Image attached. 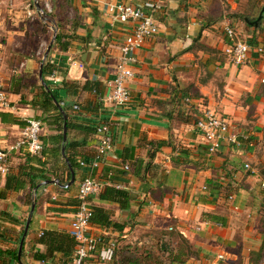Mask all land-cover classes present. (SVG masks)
<instances>
[{"label": "crops", "instance_id": "1", "mask_svg": "<svg viewBox=\"0 0 264 264\" xmlns=\"http://www.w3.org/2000/svg\"><path fill=\"white\" fill-rule=\"evenodd\" d=\"M153 1L0 0V81L9 103V109L0 108V150L19 139L23 120L30 118L40 122L44 143L35 156L11 151L8 173L0 177V264H63L70 259L73 251L67 257L34 256L46 253L40 240L49 243V234L72 239L77 185L85 177L101 186L87 198L89 207L122 226L90 223L87 233L100 238L95 257L110 245L161 243L159 237L169 228L193 252L182 264H206L216 255H222V264H251L249 252L264 248L255 216L264 210V190L258 186L264 180V0H164L152 13L157 33L135 52L126 82L128 101L113 107L106 100L108 86L119 45L133 24L113 19L106 7ZM45 7L50 26L38 16ZM259 14L256 25L246 23ZM225 26L249 45L243 65H233L222 52ZM46 32L52 46L42 61ZM43 62L42 82L76 118V129L65 133L66 153L76 163L68 175L57 133L44 122L51 123L53 113L39 106ZM205 111L226 121V136L237 145L222 142L215 152H207L195 128ZM89 121L108 126L111 151L100 159L98 136L84 131ZM76 142L80 145L72 147ZM32 168L43 171L46 181L29 190L25 174ZM19 180L22 186L15 190ZM67 180L68 188H63ZM106 187L124 190L128 207L99 201ZM31 196L35 203L29 214ZM95 257L93 263L109 264Z\"/></svg>", "mask_w": 264, "mask_h": 264}, {"label": "built area", "instance_id": "2", "mask_svg": "<svg viewBox=\"0 0 264 264\" xmlns=\"http://www.w3.org/2000/svg\"><path fill=\"white\" fill-rule=\"evenodd\" d=\"M164 0L153 2H144L142 6H132L123 4H108L107 12L122 23L133 24L131 31L122 39L118 51L119 55L114 65V73L109 83V94L106 97L108 103L113 107H119L127 103L129 95L126 88V82L132 77V66L136 62L135 52L143 45L145 40L157 33L152 13L159 10ZM39 16L43 11L38 12ZM224 46L223 54L235 66L243 65L246 61L249 45L237 39L235 32L229 26L223 28ZM261 52V49H257ZM0 108L9 109L5 92L0 81ZM73 109H77L73 106ZM20 132L19 139L7 150H0V177L8 173L7 159L11 151L22 150L28 155H39L42 151V143L39 139L41 124L35 119H25ZM195 128L201 135L207 145V152H215L222 142L230 145H237V141L232 136H226L227 123L218 114L205 111L196 120ZM95 134L98 136L96 146V159L106 156L111 151V140L108 135V126L106 123H100L95 128ZM81 164V163H80ZM96 166V161L91 163V167ZM248 169V165L243 166ZM264 168V166H263ZM259 188L264 190V180L259 181ZM63 188H66L64 185ZM101 188L100 183L90 177L83 178L77 185L76 199L78 205L72 215L69 224V235L73 238L75 246L69 260L63 264H96L91 261L95 257V251L100 243V238L93 237L87 233L90 226L91 209L87 203V198L97 194ZM171 229L169 228L168 231ZM112 245L105 247L97 253L98 263L109 262L112 255ZM261 261L258 264H264V250L261 253ZM222 255H216L215 258L206 264H222ZM191 264H198L197 262Z\"/></svg>", "mask_w": 264, "mask_h": 264}, {"label": "trees", "instance_id": "3", "mask_svg": "<svg viewBox=\"0 0 264 264\" xmlns=\"http://www.w3.org/2000/svg\"><path fill=\"white\" fill-rule=\"evenodd\" d=\"M39 17L41 18V21L43 22V24L46 26H50V23H52L50 16L44 11H43V15ZM56 40H57V34H55L53 42H56ZM44 69H45V62H43V65L41 67V73H44ZM43 83H44V87H40L41 93L43 94V100L39 104V106L43 108L44 112L53 113V115H51L52 117L51 123H47L46 120L44 122L47 124V126L54 127L53 129L57 133L56 137L59 141L60 148L63 149L62 158L64 162L66 163V173L68 175L70 174L68 167L71 169V172H72L74 168L76 167V163L73 157L66 153L67 145H66V141L64 143L62 141V130H63V127L65 128V133H68L71 130H75L76 129V123H75L76 118L73 116H69L67 114V109L59 105L50 87L46 84V82L43 81ZM84 124H86V127H84L85 129L84 131L86 133H89V134L95 133L96 124L94 122L89 121L88 123L86 122ZM39 139H40V136H39ZM40 141L42 143V150H43L44 143L42 142L41 139ZM78 145L80 144L76 142L72 144L71 146L75 148ZM68 147L70 148V143ZM27 156L28 155H26L25 157ZM42 181H46V176L43 174V171H41L38 168H32L31 170H29L28 173L25 174V184L27 185L29 190L37 189L38 184ZM17 184L18 185H14L15 190H17L18 188L22 186L21 185L22 181L21 180L17 181ZM63 185H65L66 188H68V180ZM5 189L6 190L8 189V181L5 183ZM97 199L99 201L115 202L118 204V208L120 209H126L128 207L127 193L122 189L106 187L102 190V192L98 194ZM34 203H35V197L31 196L28 201V204L30 206L31 204H34ZM77 203H78V200H77ZM90 209H91V217H90L91 224L100 225L103 227H107L111 225L113 228L121 230L122 226H118L115 223H109L108 217L103 211H101V209L96 208V207L90 208ZM175 236L178 238L180 242V249L168 250V252H166L167 254L166 259L161 260V262L154 261L150 263L148 261V259H151L150 253L144 250L141 251V249L139 248L140 246H122V248L112 249V255H111L109 264H182L185 260L193 256V252L191 251V248L188 245L187 241H185L180 235H175ZM48 237H49V243H47L44 239L40 240V242L45 243L47 247L46 253L42 256L41 255L34 256L35 259L50 258L53 256V253H60L61 255L67 257L73 251V248L75 246V242L74 240H72L73 238L71 239L67 235H64L62 237H57V236H52L50 234L48 235ZM163 245H164L163 243H158V248L160 249L161 246ZM138 249L141 252H139V254L137 255L136 252H138Z\"/></svg>", "mask_w": 264, "mask_h": 264}, {"label": "rangeland", "instance_id": "4", "mask_svg": "<svg viewBox=\"0 0 264 264\" xmlns=\"http://www.w3.org/2000/svg\"><path fill=\"white\" fill-rule=\"evenodd\" d=\"M41 6H42V2ZM47 7L43 8V11L46 12L48 15L50 12L46 11ZM41 27H44V25H41ZM52 28V27H51ZM44 30V29H43ZM50 32V31H48ZM43 39V44L40 46L41 51H45L48 41L50 39V35L46 32L44 35H42ZM32 45V43H30ZM1 73V72H0ZM2 84V83H1ZM255 216H257V226L262 230L264 233V210H259L257 213H255ZM259 216V217H258ZM166 235H163V237H159L160 240L162 241L164 245L161 246V248H158V243L156 241H151V242H144L139 248L141 251H146L149 252L151 255V259H148L150 263L152 262H161V260L166 259V252L168 250H178L180 249V242L178 238L173 235L171 232H166ZM159 236L158 232L153 235V237L156 239ZM136 248V247H135ZM138 248V247H137ZM264 248L259 247L257 250H253L249 252L248 254V261L251 262V264H258L261 261V253L263 252ZM138 249V252L136 254L138 255L139 252H141Z\"/></svg>", "mask_w": 264, "mask_h": 264}, {"label": "water", "instance_id": "5", "mask_svg": "<svg viewBox=\"0 0 264 264\" xmlns=\"http://www.w3.org/2000/svg\"><path fill=\"white\" fill-rule=\"evenodd\" d=\"M260 18H261V14H259V15L256 17V19L253 20V21H251V22H248V21L246 20V23H248V24H252V25H256L257 22L260 20ZM51 44H52V41L47 45V47H46V49H45V51H44V53H43V56H42V61H43V60L45 59V57L47 56ZM38 79H39L40 83L43 85V82H42V80H41V65H40L39 70H38ZM62 141H63V143L65 142V128H64V127H63V130H62ZM61 155H63V149H61ZM68 169H69V171H70V173H71V169H70L69 167H68ZM70 182H72V179H71ZM32 210H33V205L30 206L29 214L32 213ZM28 221H29V219L26 220V223H25V226H24V232H23L22 238L20 239V242H19V247L21 246V242H22L23 237H24V235H25V232H26V229H27V225H28Z\"/></svg>", "mask_w": 264, "mask_h": 264}]
</instances>
